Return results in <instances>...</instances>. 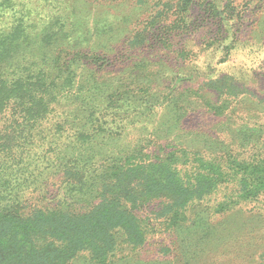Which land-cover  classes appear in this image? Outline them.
<instances>
[{"label": "trees", "instance_id": "obj_1", "mask_svg": "<svg viewBox=\"0 0 264 264\" xmlns=\"http://www.w3.org/2000/svg\"><path fill=\"white\" fill-rule=\"evenodd\" d=\"M27 2L33 0H0V264H264V215L258 211L264 154L245 157L228 137L179 141L178 100L164 132L151 129L139 144L110 149L117 115L146 100L149 63L136 62L127 76L104 82L99 74L112 59L83 51L84 40L71 34V16L36 20ZM206 6L204 24L191 28L195 0H176L172 18L157 14L147 23L148 42L134 39L129 46L148 44L183 62L217 52L218 65L230 61L233 50L244 47L229 39L236 17L226 13L227 5ZM256 16L261 22L253 40L264 50V5ZM53 23L59 25L54 30ZM196 30L213 36L196 50L188 42L175 47L174 38ZM260 65L252 77L264 79V59ZM203 88L214 95L201 96L198 108L213 119L211 132L228 125L234 104L250 101L246 87L227 74L209 75ZM181 103L196 105L192 97ZM50 175L58 177L51 197ZM229 187L230 196L217 198ZM153 202L157 210L140 218L137 212ZM150 232L168 236L160 259L118 256L143 249ZM213 252L220 257L212 259Z\"/></svg>", "mask_w": 264, "mask_h": 264}, {"label": "rangeland", "instance_id": "obj_2", "mask_svg": "<svg viewBox=\"0 0 264 264\" xmlns=\"http://www.w3.org/2000/svg\"><path fill=\"white\" fill-rule=\"evenodd\" d=\"M208 1H216L219 7L227 5L226 13L236 17V25L230 28L229 39L233 38L238 44L244 46L241 49L247 48L250 53L261 51L256 47V44L261 43H256L253 39H258L257 36L254 38L255 30L261 21L256 15L257 10L264 5V0H195L196 7L189 22L191 28L195 25L204 24L200 18L202 13L208 10V6H206ZM175 3L176 0H33L32 4L27 2V8H29L32 17L45 22L56 20L58 17L71 16L70 21H75L71 34H77L79 38L84 40L82 43L83 51L91 52L90 49H92L99 56H107L112 59L113 66L99 74L100 80L104 82L108 81L109 83L112 79L127 76L134 68V64L139 66L136 62L149 63L147 72L151 73L148 86L150 91L143 96V100H146L138 102L140 104L143 102L140 108L132 104L126 105L121 114L117 115V124H114L113 129H111V136L114 141L109 142L108 147L110 149H120L132 146V144H139L137 138H147L148 136L144 133H153L151 129L157 128L160 132H164L163 121H166L174 111L175 107L172 102L178 100V115L175 114V119L182 115V119L178 121L180 124L177 126L180 129L178 131L179 141H187L190 145L192 144L191 139L197 135L199 140L204 136V138L220 136L226 141L228 137L233 141V144L235 143L232 145L235 151L245 157L256 156L258 153L264 154V79L259 78V76L252 77L253 72H261L260 61L264 58L260 59L258 63L251 61L246 66L243 63L236 64L231 57L230 61L218 65L219 58L216 59V54H210L205 57L204 67L200 68L196 67L194 62L201 57V54L193 55L191 59L183 55L180 59L187 57L191 60L183 62L177 58L175 53L162 52L156 47L150 48L148 44L146 47L129 46V41L134 39L137 42L147 39L146 42H148L150 35L147 32V23L153 20L157 14H164L166 17L172 18ZM52 25L53 30L59 26H56V23ZM211 36H213L211 30L206 33L196 30V33L192 32L189 36L174 38L173 43L176 48H180L181 44L188 42L194 46L191 47L192 50H196ZM209 61H212L211 66H208ZM252 63H255L256 66L252 67ZM220 65H225V67L220 68ZM134 71L136 74H141L137 70ZM223 74L232 76L239 86L246 87V90L250 92L248 94L250 101L244 104H234L237 107L232 106L228 125L220 129L222 130L221 133H216L215 130L210 131L214 124L213 119L208 118L204 111L198 108H201V96L205 95L209 99L214 96H209V92L203 88V82L209 75L215 77ZM178 78L181 79L179 83H177ZM191 90L198 94L192 93ZM147 94L148 96L145 98ZM189 97H192V103L196 101V105L192 104L189 108L182 106L184 103L181 102ZM213 100L215 101L216 98ZM135 127L138 128L136 131L131 132V134L126 133L118 138L119 132L126 129L132 131ZM145 127L147 128L146 132H141ZM237 138L238 144H236ZM244 138L251 141V146L245 147L241 141ZM57 178L56 175H50L48 178L49 184L52 185V187L48 186L50 197L55 193ZM231 194L229 187L220 191L217 198ZM205 203L211 205L208 202ZM158 206V202H153L149 207L137 212V215L144 219L149 216L150 211H156ZM261 206L263 209L258 211L259 214L264 215V199ZM245 207L243 209L249 211V208ZM153 223L155 224V222ZM167 239L168 236L165 233L153 234L150 232L143 249L135 252L124 249L118 256L135 257L144 261L160 259L159 250L168 241ZM212 256V259L220 257L217 256L216 252H213ZM257 262L252 264H257Z\"/></svg>", "mask_w": 264, "mask_h": 264}, {"label": "clouds", "instance_id": "obj_3", "mask_svg": "<svg viewBox=\"0 0 264 264\" xmlns=\"http://www.w3.org/2000/svg\"><path fill=\"white\" fill-rule=\"evenodd\" d=\"M207 54H205L206 56ZM222 55V53L217 52L216 53V59H218ZM232 57L235 61L236 64H241L243 63L244 65H249L251 61H256L257 63L259 62L260 59L264 58V50H261L259 53H250L249 49L244 48L241 49L237 47L235 50L232 52ZM205 56H201L195 63L199 65L201 68H203L204 61H205ZM252 67H255V63L251 64ZM220 68H224L225 65H220Z\"/></svg>", "mask_w": 264, "mask_h": 264}]
</instances>
